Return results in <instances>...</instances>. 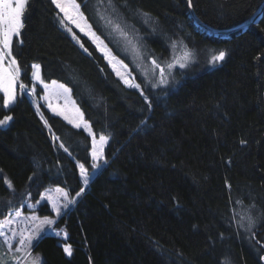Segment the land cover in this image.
Returning <instances> with one entry per match:
<instances>
[{"label": "trees", "instance_id": "1", "mask_svg": "<svg viewBox=\"0 0 264 264\" xmlns=\"http://www.w3.org/2000/svg\"><path fill=\"white\" fill-rule=\"evenodd\" d=\"M263 1L191 0V8L206 26L228 30ZM77 2L144 94L85 35L73 30V38L51 0H28L13 37L20 79L29 83L37 64L44 82L67 86L94 134L108 137L107 163L84 188V130L43 107L40 117L25 95L0 105V120L13 118L0 126V219L48 187L73 197L83 188L54 222L66 238L47 232L35 241L41 264H264V9L246 28L214 35L194 23L186 0ZM126 38L158 60L181 43L191 61L175 71L174 85L147 86ZM219 51L225 59L212 63ZM37 212L53 215L47 203Z\"/></svg>", "mask_w": 264, "mask_h": 264}, {"label": "rangeland", "instance_id": "2", "mask_svg": "<svg viewBox=\"0 0 264 264\" xmlns=\"http://www.w3.org/2000/svg\"><path fill=\"white\" fill-rule=\"evenodd\" d=\"M57 10L59 11V9ZM60 14L61 16L63 15L62 13ZM69 26L72 27V30H76L79 33L85 35L84 33L80 32L79 29H77L74 25H69ZM86 37L95 46L96 50L104 57L110 69L119 79L121 78L120 76L117 75V71L113 69V64L116 65V69L119 70L121 74L124 75L127 79H129L132 84L139 85V88L130 87L128 84L124 82L123 79H121L126 86L136 89L140 93H143L142 88L135 79V75L130 70V67L125 62H123L119 57H117L99 36L98 37L103 42L100 48H97L96 44L93 43L90 37L88 36ZM122 43L138 74L142 77V79L144 80L147 86H152L153 88L167 87L170 85H174L175 79L173 78V75L175 71L177 69L184 68L186 65H188L189 61H191L189 51L181 43L175 44L171 48V53L169 54V56L164 60H158L152 57L145 58V56H143V51H141L139 48L140 46H138V43H136L134 40L126 38L122 40ZM105 50H107V52L109 53L108 56L105 55ZM185 53L189 54L187 58H185ZM112 58L114 59L110 64L109 59ZM153 60H155L156 63L160 65V68L164 69V75H163V79L165 81L164 83H161L162 78H161L160 68H156L155 65H153L152 63ZM181 63H183L185 66L180 67ZM5 64H7V61H5ZM169 64H172L173 67L168 68ZM33 65H37V64H33ZM124 66H126V68ZM34 71L35 69L32 67V73L30 75L29 83H24L21 79L17 81L16 98L18 96L25 95L31 101V103L37 110V113L39 114L40 117H42L41 107H43L53 115H56L55 112H53L52 110L53 108L57 110H64L66 108L67 114H69L70 116L75 114L76 109H78L79 112L82 113L79 107L76 105L74 99L72 98L70 90L66 93L61 92V94L57 95L58 86L63 84L57 81H55L56 82L55 85L53 84V81L50 82L43 81V83H40L33 79ZM20 83H23L25 85L24 90L20 89L19 87ZM44 85L48 86L47 90H45ZM33 87H35V93H32ZM64 87L66 89H69L65 85ZM45 96H47L48 99H44ZM49 104L52 105V108H49L48 106ZM0 105L3 107L2 92H0ZM3 108L6 109L5 107ZM56 116L61 117L64 121L68 123V121L65 120L63 116L60 115H56ZM80 123H81V127L79 129L84 130L89 135L91 140V149H90L91 167L90 169H88L89 181H90V179L105 165L104 152L107 143H105L102 146L103 156L102 159L98 161L101 167L98 169H93L92 151L94 147L100 146V139H99L100 136H105V135H95L94 132L91 130V128H90L91 130V134H90V132L86 130L84 127L85 123L89 126L88 122L84 119V117L83 120L80 121ZM79 174H80V168H79ZM80 178L82 180L83 187L85 188L86 185L83 182V177L81 176V174H80ZM78 197L79 196L77 195L74 197L71 196L67 192V190L63 187L60 186L48 187L42 191L40 198L36 202L26 201L22 207L11 210L6 217L0 219V232L3 233V235H0V264H31L33 260H36L38 264H41L43 257L39 252L33 250L34 243L38 237L42 236V234H45L47 232L50 233V231L54 228L53 227L54 223L52 225H48L42 223V221L52 220L53 222H55V220L62 213H64L66 210L74 206ZM70 200L75 202L69 203ZM43 203H47V205L49 206V208L53 213L52 216H40L38 214L37 208ZM65 204H67L68 206L64 207ZM23 207H25L26 210H23ZM55 209L60 210L59 215H57ZM17 213H19V215H17ZM247 220L248 219L244 221L245 224L248 223ZM31 235H34V238L32 240V245L30 248V255H26L24 252H20V253L15 252V248L20 247L19 245L20 239L22 238L26 239L28 236ZM6 238L8 239V243L13 246L12 250H9L8 244H5ZM13 257H17L18 259L14 260Z\"/></svg>", "mask_w": 264, "mask_h": 264}, {"label": "snow or ice", "instance_id": "3", "mask_svg": "<svg viewBox=\"0 0 264 264\" xmlns=\"http://www.w3.org/2000/svg\"><path fill=\"white\" fill-rule=\"evenodd\" d=\"M110 2V0H109ZM52 3L55 5L57 9H59V12L62 13V18L60 20V23L66 28V30L73 34V38L78 40V37L73 32L72 27L69 25H74L77 29H79L80 32L84 33L86 36L90 37L93 41V43L96 44L97 48H100L102 45V41L100 38L96 35V33L92 30L91 25L88 23L87 18L84 16L83 12L80 10V4L77 2V0H52ZM189 7H191V0H188ZM28 6V0H0V92L3 93V107L9 108L12 104L16 101V85L17 81L20 79L21 75V67L16 59V57L13 54V37H19L21 34V30L24 28V14L26 11V8ZM81 47H83V44H81ZM85 51L87 49L85 48ZM105 55L108 56L109 53L107 50H105ZM189 54L185 53V58H187ZM226 52L225 51H219L217 54L213 55L211 57L212 63H216L219 61H223L225 59ZM112 59H109V63H112ZM5 61H7V64H5ZM153 65H155L156 68H160V65L156 63L155 60H153ZM185 65L183 63L180 64V67H184ZM35 71L33 72V79L43 83V80L40 76V66L39 65H33L32 66ZM126 68V66H124ZM173 65L169 64L168 68H172ZM113 69L117 71V75L120 76L121 79L124 80L126 84H128L130 87H136L139 88V85L132 84L129 79H127L124 75L121 74L119 70L116 69V65L113 64ZM161 73V83H164L163 75H164V69L160 68ZM53 84L55 85L56 82L53 81ZM21 90L25 89V85L23 83H20L19 85ZM45 90L48 89L47 85H44ZM69 89H66L64 85H59L57 89V95L61 94V92H68ZM32 93H35V87L32 89ZM143 95V93H141ZM44 99H48L47 96L44 97ZM147 99V97H145ZM49 108H52V105H48ZM53 112H55L56 115L63 116L65 120L68 121L69 124L73 125L75 128H80L81 123L80 121L83 120V114L79 112L78 109L75 110L74 115L67 114V109L64 110H57L55 108L52 109ZM13 118L12 116H5L2 120H0V126H5L8 124L9 121H11ZM47 124V121H45ZM84 127L86 130H88L91 134L90 126H88L86 123L84 124ZM54 139H59V137H54ZM100 146L94 147L92 151V160L93 169H98L101 167V165L98 163L102 159L103 156V145L107 143L108 137L106 136H100ZM243 143V142H242ZM61 147H64L63 144H61ZM66 152L68 151L67 148L64 149ZM104 163H107L105 160ZM80 168V174L83 177V182L85 185L89 182V174L88 169L85 168L84 164H79ZM9 187H11V184L9 183ZM84 191L83 188H81L80 192L76 193L77 196H79ZM75 201H69V203H74ZM68 205L65 204L64 207H67ZM57 212V215L60 214L59 209H55ZM19 215V213H17ZM250 219V218H249ZM42 223L52 225L54 222L52 220H45L42 221ZM251 223V219H250ZM0 235H3L2 232H0ZM35 235V234H34ZM34 235L28 236L26 239L22 238L19 241L20 247L15 248V252L20 253L24 252L26 255H30V248L32 245V240L34 238ZM59 235V233H57ZM5 244H8L9 250H12V245L8 243V239H5ZM64 251L71 255V247L66 246ZM13 259H18L17 257H13ZM31 264H38L36 260H33Z\"/></svg>", "mask_w": 264, "mask_h": 264}, {"label": "water", "instance_id": "4", "mask_svg": "<svg viewBox=\"0 0 264 264\" xmlns=\"http://www.w3.org/2000/svg\"><path fill=\"white\" fill-rule=\"evenodd\" d=\"M186 4H187V7L189 9L190 16L193 19L194 23H196L199 27L205 29L206 31H208V32H210V33H212L214 35H226V34H229L230 32H233V31H235L237 29H244V28H246L249 24L254 23L256 20L259 19V17L262 14V10L264 9V1H263L262 4L260 5V7L249 18H247L245 21H243L239 25H237V26H235V27H233L231 29H228V30H215V29L210 28V27L206 26L205 24H203L194 15V12H193L192 8L189 7L188 0H186Z\"/></svg>", "mask_w": 264, "mask_h": 264}, {"label": "built area", "instance_id": "5", "mask_svg": "<svg viewBox=\"0 0 264 264\" xmlns=\"http://www.w3.org/2000/svg\"><path fill=\"white\" fill-rule=\"evenodd\" d=\"M57 233H59V235H57ZM54 235H55L56 237L63 238V239H65V237H66L65 232L62 231V230H56V231H54Z\"/></svg>", "mask_w": 264, "mask_h": 264}]
</instances>
